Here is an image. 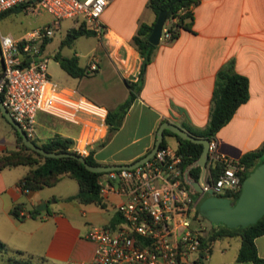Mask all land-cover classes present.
Returning a JSON list of instances; mask_svg holds the SVG:
<instances>
[{"label":"crops","instance_id":"1","mask_svg":"<svg viewBox=\"0 0 264 264\" xmlns=\"http://www.w3.org/2000/svg\"><path fill=\"white\" fill-rule=\"evenodd\" d=\"M146 2H108L99 17L105 32L101 36L91 35L96 45L88 54L97 58L100 77L90 79L91 83L85 80L92 75L72 78L76 88L58 90L82 97L105 113L123 101L127 96L124 81L137 79L141 63L130 42L131 36L140 23L152 25L156 19ZM191 11V31L180 30L173 39L155 45L138 94L119 128L102 146L97 143L106 134L103 117L97 119L81 113H77L73 122L37 112L32 138L41 141L59 134L73 139L77 152L94 149L93 158L101 164L132 163L151 149L162 122L185 131L206 127L215 73L230 60L235 72L247 78L248 97L213 135L215 153L238 159L260 147L264 142V0H198ZM68 20L70 27L79 22L76 18ZM73 55L77 57L75 52ZM87 65L88 60L80 66ZM2 121L0 116V125ZM8 128L3 127L0 153L16 144ZM163 138L167 145V140H173L176 146L174 136L163 134ZM27 169L16 166L0 170V241L13 251L41 259L42 263L89 264L93 245L86 239V232L92 224L110 222L112 216L106 218L104 211L113 208L111 199L104 198L107 202L104 209L65 200L77 191L75 181H62L72 180L66 175L51 187L23 192L17 182ZM36 205L42 209L38 210ZM15 206H20L18 218L10 214ZM34 210L37 212L29 216ZM228 239L225 237L217 244L212 241L207 257L200 264H252L236 260L239 242L235 238L233 244ZM254 244L264 264V234L257 236Z\"/></svg>","mask_w":264,"mask_h":264},{"label":"built area","instance_id":"2","mask_svg":"<svg viewBox=\"0 0 264 264\" xmlns=\"http://www.w3.org/2000/svg\"><path fill=\"white\" fill-rule=\"evenodd\" d=\"M110 1L0 0V12L23 4L27 12L42 10L50 15L48 24L17 38L0 36L1 103L27 137L33 135L37 112L73 122L77 113L104 118L105 111L101 107L82 97L61 92L48 80L46 59L40 56V45L58 29L63 19L76 18L101 36L105 28L99 17ZM169 38L170 32L164 21L159 41ZM96 69L97 58L91 54L86 71ZM78 153L86 154L84 150ZM207 155V170L200 187L215 195L238 191L241 173L246 167L238 159L216 154L213 140L208 142ZM216 161L224 166L210 181L208 167ZM180 162L175 148L165 145L158 147L138 166L105 171L97 179L104 198H117L113 204L117 220L112 224L89 226L85 235L93 245L89 264H200L205 260L212 241H203L206 233L203 226L192 225V220H196L197 197L194 196L197 193L183 178L190 164L181 169Z\"/></svg>","mask_w":264,"mask_h":264},{"label":"trees","instance_id":"3","mask_svg":"<svg viewBox=\"0 0 264 264\" xmlns=\"http://www.w3.org/2000/svg\"><path fill=\"white\" fill-rule=\"evenodd\" d=\"M197 1L198 0H147L146 6L153 12L155 17L160 10L166 11L165 23L170 32V40L173 39L180 30L191 31V7L196 4ZM23 7V4L15 5L0 12V16L9 12L21 11ZM150 29L151 25L140 23L136 32L131 36L130 42L141 58L137 79L134 81H124L127 87V96L113 109L106 111L103 118V122L106 125V134L104 138L97 143V146H102L108 140L110 135L119 128L126 110L138 94L142 75L146 65L151 61L153 50L155 48V45H152L147 40ZM90 35H94V32L90 30L84 22L75 21V25L66 30L63 39L60 41V45H69L79 36ZM48 41L49 38L44 39L40 45L41 51L44 49ZM54 58L69 76L76 78L86 75V68L78 65L76 56L64 57L56 53L54 54ZM247 86V78L244 75L235 72L232 61L228 60L223 63L215 73L206 127L200 131H186L194 136L212 140L215 132L229 120L235 109L247 99ZM1 117L3 118V116ZM4 121L12 130L16 144L14 148L4 150L0 153V170L16 166L28 167L27 171L17 182L21 191H37L45 187H51L55 185L61 177L66 175L75 180L77 183V191L74 194L65 197V200H74L80 204H92L100 209L106 208L107 202L100 194L99 185L97 184V179L103 175L104 172L89 171L80 161L72 157H44L36 153L27 148L22 143L16 129L5 119ZM163 134H169L175 137L177 144L174 148L180 155L181 169L186 165L191 164L200 155L202 149L201 144L192 143L189 140L182 139L167 129L163 130ZM30 140L46 151L80 154L74 150L73 139L59 134H54L41 141L32 137ZM165 145L167 144L164 138H162L159 147ZM93 152L94 149H89L86 154L80 155L84 157L88 164L100 165L101 163L93 158ZM263 158L264 142L260 147L249 150L238 158L239 163L246 167V171L241 173V181L263 160ZM223 166V163L216 161L214 165L209 168L208 180L213 181ZM189 173L193 179L197 180L200 169L197 166L193 167L190 169ZM238 194L239 190L236 192H225L217 196L227 197L231 201H235ZM194 198H196V196H194ZM19 210L20 206H15L10 211V214L18 218ZM34 212H37V210L30 211L29 216H33ZM197 213L198 212L195 211V214ZM116 220L117 217L113 215L110 219V223L112 224ZM262 234H264V215L254 223L246 226L228 228L220 223L213 224L211 229L205 233L203 241H214L225 237L236 238L239 242L236 254L237 261H249L252 264H263V260L257 255L254 244V239ZM34 260L35 259L30 255H26L21 251H13L9 249L2 241H0V264H38L41 259H37V261Z\"/></svg>","mask_w":264,"mask_h":264},{"label":"water","instance_id":"4","mask_svg":"<svg viewBox=\"0 0 264 264\" xmlns=\"http://www.w3.org/2000/svg\"><path fill=\"white\" fill-rule=\"evenodd\" d=\"M165 16L166 11L160 10L157 13L154 23L151 25L147 40L152 45H157L159 43V37L161 34L163 23L165 21ZM0 114L8 123H10L16 129L17 133L21 138L22 143L27 148L35 151L36 153L44 157L75 158L80 161L87 170L92 172H105L113 169L133 168L145 162L153 155V153L159 147V144L163 138L162 130L167 129L182 139L189 140L192 143L201 144L202 146L200 155L189 165L183 175L184 181L193 189V191L197 193L195 209L200 216L204 217L206 220L213 224L220 223L228 228H233L237 226H246L248 224H252L262 215H264V158L241 181L239 194L235 201H231L227 197L217 196L213 194L212 191L203 190L200 187V183L203 182L205 177L208 157L207 146L209 140L207 138L194 136L172 123L162 122L160 124V126L156 130L154 143L151 149L145 155L135 160L134 162L126 164L90 165L80 154L46 151L41 147L35 145L30 140V138L27 137V135L19 126V124L16 123L9 116L7 110L1 103V98ZM196 166L200 169V175L198 180L193 179L189 175L190 169ZM42 206H45V203H42ZM37 209L41 210L42 207L39 205L37 206Z\"/></svg>","mask_w":264,"mask_h":264},{"label":"rangeland","instance_id":"5","mask_svg":"<svg viewBox=\"0 0 264 264\" xmlns=\"http://www.w3.org/2000/svg\"><path fill=\"white\" fill-rule=\"evenodd\" d=\"M49 20H50V15L42 10L27 12L22 8L21 11L18 12H9L3 16H0V36L17 38L29 30L48 24ZM70 25H71L70 20L68 19L61 20L58 30H55L53 34L49 37L48 43L45 45L44 49L41 51L40 54L41 57L46 59L45 65H46L47 78L50 82H52L56 86L57 89L62 87L73 89L76 87L74 85L75 80L72 79L74 77L69 76L60 67L58 61L55 60L54 58V54L58 53L60 56L70 57L75 52L77 54L78 65H82L88 60L89 58L88 54L91 48L96 45V39L91 35L79 36L76 39H74L72 43L69 45H60V41L63 39L65 32L70 27ZM159 42H163V41L161 40ZM0 69H1V63H0ZM99 74L100 71L97 65V69L95 71L93 72L86 71V75L83 76L92 75L89 76L91 78L85 80L88 83H91L90 79H95L97 77H100ZM3 127H8L4 121H2L0 125V139L4 137ZM167 143L169 146L174 147L173 140H167ZM20 167H26V166H20ZM62 181H71L72 183H74L75 180L72 179V180H62ZM61 183L62 182H60V184ZM195 196L197 197V194H195ZM109 198L112 201H114L113 204L116 203L117 198L113 196H109ZM48 205H49V209H51L52 203L49 202ZM37 206L39 205H36V208ZM104 212L106 218L113 215L117 217V214L114 213L113 208L109 207ZM194 216L196 217V220L195 219L192 220V225L194 227L203 226L206 229L205 232H207L213 226L212 223H210L204 217L200 216L198 213L194 214ZM224 239L225 238L217 239L215 244L221 243V241ZM228 240L231 241V243L233 244L236 243L235 238H229ZM34 261H37V259H35ZM38 264H47V263H42L41 261H39Z\"/></svg>","mask_w":264,"mask_h":264}]
</instances>
